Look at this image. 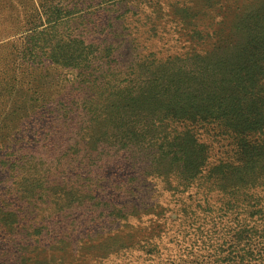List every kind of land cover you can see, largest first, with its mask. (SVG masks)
Instances as JSON below:
<instances>
[{"label":"trees","instance_id":"obj_1","mask_svg":"<svg viewBox=\"0 0 264 264\" xmlns=\"http://www.w3.org/2000/svg\"><path fill=\"white\" fill-rule=\"evenodd\" d=\"M138 1L52 0L0 45V168L30 172L18 197L48 210L3 199L0 231L20 264H264V0H178L188 49L126 64L103 45L125 23L88 22ZM49 115L52 149L27 163ZM119 159L138 170L113 181Z\"/></svg>","mask_w":264,"mask_h":264},{"label":"rangeland","instance_id":"obj_2","mask_svg":"<svg viewBox=\"0 0 264 264\" xmlns=\"http://www.w3.org/2000/svg\"><path fill=\"white\" fill-rule=\"evenodd\" d=\"M41 1V2H40ZM138 1V0H137ZM148 4L145 2V6L141 5V9L135 4H133L132 11H127L125 7L119 6H108V8H111L112 10L109 12H105V14L100 13L98 15V18L95 20V22L89 21L88 23H98L100 25H105L108 23L109 19L114 20L116 17L117 21L115 24L117 26H121V24L125 23V25L128 27V29H124L122 27L119 28V32H125L120 37H113L108 36L109 40L105 43H103L104 46H109V43H113V46L117 48V53L119 55V59L121 61H124V63L129 64L131 60H136L140 56H143L145 53H149L151 51L159 52V56H168V55H175V54H183L185 50L188 48L183 45L184 43H181L178 41V34L176 33L175 28L179 29L180 25H177L176 22H171V18L169 16L171 7L174 8L176 6L180 7V2L178 0H159L161 5L160 7L155 6L154 0H147ZM52 0H0V37H6V39L0 41V45L2 48H10V43L12 40L17 38L19 35L18 32L21 31L22 28H28L33 26V23H39L36 20V16L39 13L37 10V7L42 10V8L47 4H50ZM139 2V1H138ZM150 2V3H149ZM171 6V7H170ZM101 8V7H100ZM99 8V9H100ZM143 8V9H142ZM114 9V10H113ZM96 9L91 7L90 9L85 10L87 13L90 11H95ZM98 10V9H97ZM126 10V11H125ZM143 10H146L147 14L149 15V19L145 17L146 13L143 12ZM85 11H82L81 13H84ZM137 11L138 13H134ZM152 19H158L162 20L161 23H158L157 26H159V35L154 36V32L151 30L152 27ZM100 17V18H99ZM80 21V19L73 23H76V29L74 30L75 33L78 35L81 34L83 37L88 41H94L97 40L98 37L103 38V35H93L88 29H85L82 23H86V21H82L81 26H79L77 23ZM160 22V21H159ZM165 23V24H164ZM224 23H229V20H225ZM170 25V26H168ZM121 29V30H120ZM163 29H166L164 32ZM139 30V31H138ZM138 31V32H137ZM133 33V35L128 36V33ZM85 33V34H84ZM106 33V32H105ZM125 34V35H124ZM134 37H137L136 40H133ZM182 38V37H179ZM124 40V43L123 41ZM131 40V41H130ZM101 41V40H99ZM122 44H121V43ZM137 44V45H136ZM140 44V46H139ZM127 66V65H126ZM26 87H32V84L30 83V78L27 77L25 79ZM35 89L36 87H32ZM54 106V105H52ZM51 106V107H52ZM56 117V116H55ZM52 119L56 120L54 117L52 118L51 115L48 117H45L41 121V125L37 126L36 129L39 130V140H41L40 147H38L37 143L33 144V148H30L28 150V154L26 156L27 163L33 164V159L31 157L36 154L45 155L48 152V149H52V146L50 145V140H52V128L50 126L52 125ZM67 134V133H65ZM29 136H32L29 135ZM50 154H52L50 152ZM108 171H102L106 177H110V175H113V181L115 174L120 176V180H126L125 174L131 175L133 172L138 170L136 165H134L131 161L125 160V159H119L115 160V162H110V164L106 165ZM114 171L116 172L115 174ZM10 169H3L0 168V203L3 199H15L16 204L18 205H27L29 209H27L26 213L28 211L30 212V216H33L31 212L35 210V215L40 216V214H46L48 213L47 209L39 210L34 209L33 203L30 201L32 199H25L24 197L19 198L18 197V191H22L24 194H26L23 191V185L25 183V179L31 175L30 172L27 174L24 173L22 170L15 171V174L17 177L11 176ZM109 175V176H107ZM118 178V177H117ZM115 178V179H117ZM29 179H33L32 176ZM110 179V178H109ZM119 181V179H118ZM117 181V182H118ZM119 183V182H118ZM9 187L12 190V194L9 195L10 192ZM117 187H114V190ZM113 190V191H114ZM257 194H264L263 189H256L255 191ZM19 201H18V200ZM25 199V200H24ZM117 199V198H116ZM119 201V200H118ZM263 203V202H262ZM174 203H171L173 205ZM42 206V205H41ZM177 208V207H176ZM177 211V210H174ZM177 214V212H174ZM172 219L175 218V215L172 214ZM177 217V216H176ZM8 238V232L2 228V231H0V264H20V256L23 255L21 251L22 248H19V250H10L12 248L10 245H12V241H9ZM119 260L113 261L112 264L118 263Z\"/></svg>","mask_w":264,"mask_h":264}]
</instances>
